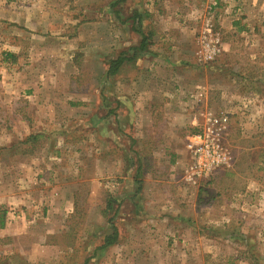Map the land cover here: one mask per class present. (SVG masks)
Segmentation results:
<instances>
[{
	"label": "rangeland",
	"instance_id": "374dc122",
	"mask_svg": "<svg viewBox=\"0 0 264 264\" xmlns=\"http://www.w3.org/2000/svg\"><path fill=\"white\" fill-rule=\"evenodd\" d=\"M256 1L247 11L236 2L230 9L240 28L256 25L247 34L222 27V0H163V21L147 0H0V38L33 55L8 58L18 74L27 71L25 86L0 81V162L11 169L0 217L6 213L12 227L10 235L0 231V264H264V0ZM161 24L171 38L189 33L190 52L163 49ZM212 39L219 51L210 58L204 42ZM158 51L167 61H194L186 72L202 83H164L171 120L155 116L168 129L154 130L143 151L134 134L117 147L105 138L104 148L94 118H112L115 88H129L124 79L138 72L130 61ZM27 91L36 95L25 98ZM55 108L57 125L49 127ZM222 115L228 161L196 181L189 138ZM162 136L170 144L155 163L151 150ZM104 154L116 161L100 166ZM52 198L68 199L71 210L57 211ZM113 226L116 244L101 248Z\"/></svg>",
	"mask_w": 264,
	"mask_h": 264
},
{
	"label": "crops",
	"instance_id": "0c3cea01",
	"mask_svg": "<svg viewBox=\"0 0 264 264\" xmlns=\"http://www.w3.org/2000/svg\"><path fill=\"white\" fill-rule=\"evenodd\" d=\"M147 1L151 2L150 7H152L153 9L152 15L155 17L156 21H158V19H161L163 21L166 17H169V14L167 13V11H165V9L162 8L163 0H147ZM185 1H188V0H184V2ZM222 1H224L227 4V7L224 8V9H227V11L220 12V16L222 18L221 19L222 27L226 30L227 29L232 30L234 31V33L247 32V34H253L255 32L253 26H256V25L252 26L248 22L247 20L248 16L246 17L245 15H243V19H245L244 22H248V24L246 25L244 23L243 25L244 27L240 28L239 25L241 22L236 21L235 17L229 13H230V9L233 6H235L234 2L240 3L243 9L246 11L248 8L258 7L257 6L258 2L256 0H222ZM160 4L161 6H159ZM228 14L230 16H228ZM26 18L29 19L28 16H26ZM23 26L25 28L28 27L27 23ZM158 28H159L158 32L160 34V35L158 34L159 35V45H161L163 49L164 47H168L169 49H171L172 53L177 54L179 57H180V54L184 55L186 52H190L189 51L190 47L188 44L189 43V36H188L189 33L188 35L186 33L181 37L177 36V37L171 38L168 29L164 27L163 24L159 25ZM176 33H179V31H177ZM36 38H39V37L32 36L33 41L36 40ZM22 49L23 48L21 45L19 44L12 45V44H9L8 41H5L4 39L0 38V81L1 83L4 82L5 84L7 81H10L12 85L10 84L8 85L11 87H13V85H16L18 88V85H20L21 83H23L24 84L23 86H25V82L29 78L27 71L25 70L18 74V72H16L11 67L12 65L11 61H9L8 59L9 57H11L13 58V61H18V60H21L22 57L24 56L26 57L33 56L30 51L23 52ZM165 53H168V51ZM172 53L169 55H172ZM145 56H146L145 61H130L131 64L136 63L138 67V72L134 79H133L134 75L129 76L127 80L124 79L126 82H129V88H128V84L126 87V86H123L121 83L117 85V87L115 88L116 94H118L119 96L117 97V101L114 103V110H113V115H112L113 119L110 116L106 118L105 115H100V114L97 116V118H94L97 120L96 123L94 122V125L97 124L96 130H97L98 136L100 137L99 142L101 143V145H104V148L106 144H105V141L103 140H105V138L108 139L109 141L111 140L110 143L115 145V147H117V146H121L120 141L124 137V135L131 136V134H134L135 135L134 138H136L135 140H137L138 144L141 146V150L143 151L144 150L143 147L146 148V146L151 145V143L153 142L151 141V139L153 138L152 132L154 130L163 131L165 129H168L167 126L157 123L156 122L157 119L158 121H160L161 119L156 118L155 116L159 114L158 116L163 118L162 115L167 114V116L165 117L166 118L165 122L171 120L168 117V114H170L171 111H173L174 102L167 100V97H168L167 91L163 89V86H165L164 83L167 82L169 79L176 80L180 85L182 84L181 86L182 87L184 86V88L185 87L192 88L202 83V78L200 76L196 74L188 75L189 73L186 72L187 70L185 67L193 68V65L187 66V63L191 62V64H193L194 61H167L161 55V52L159 51L153 52L152 54H146ZM30 62L31 61H28L27 64ZM124 63L125 61L122 64L124 65ZM136 65H133V67ZM157 71L158 73H156ZM30 73H29V76L31 77ZM159 82L161 83V88H159V90H156L155 89L156 86L160 85ZM120 87H123V88L125 87L124 91L120 90ZM32 88H34V86L31 87V89ZM125 93L128 94V97H126V100H123L122 95H124ZM33 94L36 95V93H34L33 91L23 92V96L25 98H29V96ZM155 104L156 105L160 104L161 108H159L158 110ZM40 106H43V104L41 105L39 103L38 105L36 104V107L38 109L41 108ZM103 109H105V107H103ZM84 110H87V109L84 108ZM108 114L111 115L110 112H108ZM48 116H49V124H50L49 127L55 126V124L57 125L58 119L55 120V118L58 116L57 108L53 110L49 109ZM187 117L189 118V116ZM191 122L193 121H190L188 119V126H191ZM39 125H42V123L40 122ZM94 125L92 124V128H94ZM110 126H113L112 131H109L111 129ZM43 127L45 128L44 125ZM110 132L113 133L112 137L109 136ZM169 144H170L169 137L164 138V136H162L161 139L157 142L156 146L154 144V148H152L151 150V155H150L151 160H153L155 163H158L160 157L161 158L163 157L160 154V152H162V147H166ZM4 145L8 146L9 142H6V144ZM118 151L119 149H117V152ZM183 154H184V150L182 151V148L176 151L177 157H182ZM112 161L115 162L116 159L114 158V159L107 160L105 157V154L102 158H99V164L102 167L107 166L108 164L112 163ZM3 164L0 162V168H1L0 169V179H1L0 193H6L10 191L8 190L9 188L8 186H10V184L6 182L5 179L8 178L9 175L11 174V169H9V167ZM40 166H42L41 163H40ZM41 168H39V170ZM33 169L37 171L36 168H33ZM147 177H148L147 179L148 182L149 183L152 182L155 185L156 183L155 178L157 176H155L153 179L150 178V175H148ZM172 178H174V176H172ZM51 203H53L52 200H51ZM54 204H57L55 208L59 212L60 211L62 212L64 207L67 209L69 208L68 211H70L72 208V203L68 199H64L63 202L59 200L58 203L54 200ZM11 228L12 227L8 225V222H7L3 228H0V231L2 233L6 232L8 235H10Z\"/></svg>",
	"mask_w": 264,
	"mask_h": 264
},
{
	"label": "built area",
	"instance_id": "2783aa9c",
	"mask_svg": "<svg viewBox=\"0 0 264 264\" xmlns=\"http://www.w3.org/2000/svg\"><path fill=\"white\" fill-rule=\"evenodd\" d=\"M206 32L212 37L214 27L208 23ZM219 40V39H218ZM218 40H209L204 42V51L206 57L213 58L219 51L217 47ZM206 62V61H205ZM210 123L204 127L200 134L192 135L188 141V150L192 155V179H201L217 168L222 167L228 161L221 140L226 135V126L228 118L225 115L209 119Z\"/></svg>",
	"mask_w": 264,
	"mask_h": 264
},
{
	"label": "trees",
	"instance_id": "16d2710c",
	"mask_svg": "<svg viewBox=\"0 0 264 264\" xmlns=\"http://www.w3.org/2000/svg\"><path fill=\"white\" fill-rule=\"evenodd\" d=\"M145 39H143L142 41V44L141 46L144 47L145 45ZM124 62L123 59H118V61L115 62V66H111L110 69H109V73L108 74H111L113 73V71L120 65ZM6 215V213H3L0 217V228H3L4 227V216ZM113 229H114V237L113 238H110V237H107L105 242H104V245L101 246V248H109V247H112L113 245L116 244L117 242V239H118V230L115 226H113ZM87 263V262H86Z\"/></svg>",
	"mask_w": 264,
	"mask_h": 264
}]
</instances>
